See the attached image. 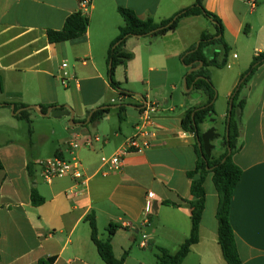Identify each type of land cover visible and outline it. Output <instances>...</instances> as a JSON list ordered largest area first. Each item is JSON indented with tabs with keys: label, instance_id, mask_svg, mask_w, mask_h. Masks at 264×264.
Wrapping results in <instances>:
<instances>
[{
	"label": "crops",
	"instance_id": "crops-1",
	"mask_svg": "<svg viewBox=\"0 0 264 264\" xmlns=\"http://www.w3.org/2000/svg\"><path fill=\"white\" fill-rule=\"evenodd\" d=\"M251 1L204 0L205 8L221 19L229 47H237L254 28L262 31L249 65L235 62L239 69L225 93L229 100L253 57L264 51V0L254 6ZM195 2L92 0L87 35L53 45L47 32L62 30L67 18L80 11L79 0H0V264H40L49 258H55L53 264H105L91 240L87 220L91 214L101 239L107 238L110 224L117 226L113 250L117 259L128 253L125 264H146L145 258L135 257V244L142 251L155 247L176 254L190 237L188 203L193 197L188 173L195 169L198 156L196 139L183 131L181 121L190 109L205 103L206 97L199 93L201 99L181 105L184 109L179 113L167 105L170 92L172 100L188 71L181 56L211 30V21L204 16L186 17L175 31L162 37L127 41L126 50L134 58L115 72L117 76L119 68L124 69V77L116 81L133 94L122 100L123 120L115 103L119 93L107 76L108 52L124 24L119 8L158 23ZM69 59H74L73 65ZM65 61L74 77L67 87L59 78ZM186 93L183 101L192 98ZM240 100L245 106L237 112L239 138L233 160L243 175L233 196L230 219L243 264H264V65L242 88ZM145 101L160 104L157 119L162 129L157 139L149 150L130 154L122 172L103 175L101 158L114 154L135 133ZM4 104L38 110L41 105L68 106L75 125L70 124V117H42L29 109L30 135L28 124L17 118L16 107ZM105 106H112L109 114L91 124L92 111ZM71 142L78 147L69 146ZM43 156L77 158L85 182L71 177L45 181L37 170ZM205 189L199 243L182 264H227L218 242L219 199L211 175ZM34 191L43 203L33 204ZM148 194L154 197L146 211ZM143 242L147 247H141Z\"/></svg>",
	"mask_w": 264,
	"mask_h": 264
},
{
	"label": "trees",
	"instance_id": "trees-1",
	"mask_svg": "<svg viewBox=\"0 0 264 264\" xmlns=\"http://www.w3.org/2000/svg\"><path fill=\"white\" fill-rule=\"evenodd\" d=\"M119 13L123 18L124 24L119 29L118 37L112 42L108 52V76L111 87L118 91L119 98L122 100L131 97L133 94L121 88V84L115 80V72L119 66L127 67L129 61L134 58L133 53L126 50L127 41L133 37L136 38H158L170 32L175 31L182 19L191 16H204L211 21L216 33L206 31L201 35L199 41L187 50L181 60L188 71L185 79L188 82L187 89L192 90L186 95L190 96L194 92L203 94L206 102L197 107L190 109L181 121V128L186 133L193 135L196 139L195 149L198 156L196 167L188 173L191 183V195L193 200L188 203L191 211V235L182 244L176 254H171L167 249L158 248L155 264H182L188 256L193 245L199 243V230L201 220L206 208V189L205 182L209 175L218 194V242L222 250L223 258L227 264H243L237 247L236 236L231 224V207L233 196L238 184L241 181L243 170L234 162L233 157L238 150L239 127L237 120L238 110L243 111L245 102L240 100L242 88L249 81L251 76L264 65V51L257 53L252 60L249 69L242 75L241 80L234 90L232 97L233 109L232 117L228 122V112L225 125L229 129L228 135L224 138V153L218 158H203L202 150L198 145L197 138L201 139L203 131L201 126L207 118L216 113L215 102L217 98L216 88L210 77V68L224 69L229 65V56L231 47L224 40V27L221 19L214 13L205 8L204 0L196 2L178 13L173 17L155 22L153 19H141L133 10L119 8ZM89 29V18L83 15L81 11L69 16L65 22L64 28L60 31L49 30L47 32L50 44H63L66 42L81 39L87 35ZM202 67L197 71L189 73V69ZM243 80V81H242ZM5 107L12 106L4 104ZM16 110L29 108L24 104H15ZM120 120H123L122 114L125 111V105H118ZM112 106L98 108L91 113L90 123H98L103 120L111 111ZM40 110L46 113L47 106L41 105ZM18 119L25 121L29 126V133L32 135V121L28 110L22 111ZM228 137V139H227ZM229 149L231 153L229 154ZM59 157V156H58ZM225 160V161H224ZM3 169V163L0 158V170ZM1 199V193H0ZM32 202L38 205L44 202V199L34 191ZM87 220L91 228V240L97 248L98 254L105 264H125L127 252L121 259H117L113 250V237L117 233V226L110 224L107 228V238L101 239L94 214L88 216ZM1 239V234H0ZM55 258L42 260L40 264H53Z\"/></svg>",
	"mask_w": 264,
	"mask_h": 264
},
{
	"label": "built area",
	"instance_id": "built-area-1",
	"mask_svg": "<svg viewBox=\"0 0 264 264\" xmlns=\"http://www.w3.org/2000/svg\"><path fill=\"white\" fill-rule=\"evenodd\" d=\"M79 2L80 11L83 15L87 16L92 6V0H79ZM256 2L257 0H252V6H254ZM67 69L68 63L65 61L62 64L59 78L62 85L66 87L74 78ZM119 99L122 100L121 98ZM159 111V103L145 101L139 117V122L135 128V133L127 138L114 154L111 156H103L101 158L104 169L101 173L103 175L122 172L125 159L130 154L147 151L153 146V142L157 139L159 131L162 129V126L157 119ZM96 140L99 141V137H96ZM69 146L72 148L78 147L74 142L69 143ZM37 165L40 167L41 177L47 182H52L55 179L64 177H71L78 182H85L86 180L82 164L75 157L69 160L62 157H54L39 161ZM153 197V194H148L146 211H149ZM141 247H147V242H143Z\"/></svg>",
	"mask_w": 264,
	"mask_h": 264
},
{
	"label": "rangeland",
	"instance_id": "rangeland-1",
	"mask_svg": "<svg viewBox=\"0 0 264 264\" xmlns=\"http://www.w3.org/2000/svg\"><path fill=\"white\" fill-rule=\"evenodd\" d=\"M262 16L264 19V8L262 11ZM247 29L249 31V28ZM261 39H262V31L259 30L258 28H254L251 33V36L248 37L247 35V37H242L240 42L237 44V47H234L233 45H231L232 50L229 56L230 67L227 66L224 69H218V68L209 69L211 80L217 92V98H216L217 100L215 102L216 113L214 115L209 116L206 122L201 126V128H202L203 133L213 130L216 135V138L212 142L213 146L211 144L213 148L214 157H218L219 154L224 153L225 151L224 138H225V135H227V127L225 125V120H226V115L228 112L229 102H230V100L226 98L227 96H225V93L229 89L231 85L230 83L234 79V76L237 73V70L239 69V66H237L235 62L236 61H240L242 63L246 62V64H242V65H249L251 57L254 54V49L255 47L259 46V42ZM234 54L238 55L239 57L238 60L234 59ZM69 63L70 65H73L74 59H69ZM123 75H124V69L121 67L118 70V75L115 76V80L122 79L124 77ZM107 78L109 79V76H107ZM184 91H185L184 83H182L179 88V91L173 93L172 100L170 98V95L172 92H170L168 96L169 104L167 105V107L175 106V108H177V112L179 113L180 111L184 109V108H180L181 105H184L186 102L188 104H193L192 102L196 103L198 100L201 99V96L199 95V93L194 92L191 95L192 98H188L186 101H183ZM127 102L128 101H126V103ZM115 103L116 105H124V102L120 100L118 97H115ZM46 159L48 158L46 156H43L42 160H46ZM37 170L41 174L40 167L39 168L37 167ZM133 251H134L135 257H137L138 259L145 258L146 264H154L156 262L155 255L157 253V249L155 247L151 250L142 251L135 244L133 245Z\"/></svg>",
	"mask_w": 264,
	"mask_h": 264
},
{
	"label": "water",
	"instance_id": "water-1",
	"mask_svg": "<svg viewBox=\"0 0 264 264\" xmlns=\"http://www.w3.org/2000/svg\"><path fill=\"white\" fill-rule=\"evenodd\" d=\"M211 33L215 34L216 31L215 29L212 27L211 28ZM202 67V64L197 67V68H190L189 69V73H192L194 71H197L198 69H200ZM243 81V80H242ZM187 86H188V82L186 81V79L184 80V89L186 92H190L192 90L191 89H187ZM233 99L234 97H232L230 99V102H229V112H228V122H230L231 120V117H232V109H233ZM15 106H12V109H14ZM29 109H34L38 112V114L42 117H53V118H56V119H59V118H62V117H70L71 119V125H75L73 119H74V112L73 110L68 107V106H65V107H56V108H48L47 112L46 113H43L41 112L40 110H38V108L36 107H29V108H24V109H21V110H18L16 113H21L22 111L24 110H29ZM228 132H229V129L227 128V135H228ZM215 137V133L213 130H210L208 132H205L202 134L201 136V139H199V137L197 138L198 140V145L200 147V149L202 150V153H203V158H211L212 156V146H211V141L213 140V138ZM228 139V137H227ZM231 153V150L229 149V154ZM206 156V157H205ZM225 161V160H224Z\"/></svg>",
	"mask_w": 264,
	"mask_h": 264
}]
</instances>
